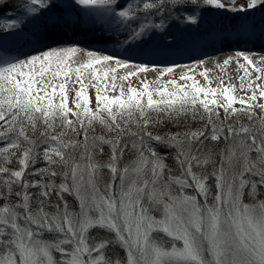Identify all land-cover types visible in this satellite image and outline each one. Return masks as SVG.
<instances>
[{"label": "snow or ice", "instance_id": "6c2138e0", "mask_svg": "<svg viewBox=\"0 0 264 264\" xmlns=\"http://www.w3.org/2000/svg\"><path fill=\"white\" fill-rule=\"evenodd\" d=\"M116 2L75 0L85 9L104 10ZM258 8L264 11V0H245L239 6L236 0H125L113 20L126 27L123 42L129 46L160 35L164 46L171 47L167 30L172 23L197 24L206 9L246 13ZM155 17L159 23L153 22ZM36 21L39 30L23 37L22 46L40 45L74 26L58 0H0V37L22 34ZM79 51L37 48L10 55L0 43V141L6 142L0 147V264H264V199H258L264 196V118L254 120L257 105L249 101L256 100L255 94L241 98L238 102L248 107L237 110L236 98L225 87L226 105L201 99V111L199 95L215 96L216 90L201 87L188 72L203 60L159 68L87 51L88 63L73 69L68 62ZM236 57L251 63L240 51ZM102 62L132 67L129 77L185 69L180 78L192 81L191 90L175 79L167 83L176 91L157 90L160 99H153L147 83L141 90L129 87L126 97L123 92L101 96L97 87L98 107L92 111L81 86L78 110L72 112L60 84L61 100L54 102L57 86L45 80L46 74L55 79ZM200 75L207 79V71ZM260 96L264 98V89ZM220 107L225 121L236 115L248 123L220 121ZM258 107L264 112V104ZM69 113L75 120L68 119ZM189 114L206 123L167 136L150 130L165 118L177 122ZM221 138L225 147L217 153L206 148L205 141ZM153 142L172 150L171 164ZM104 145L110 153L102 161L98 156ZM126 151L133 158L123 162ZM40 161L46 166L30 171ZM13 163L16 168L8 166ZM53 193L60 202L51 200ZM65 193L74 196L75 206L64 199ZM246 194L249 203L244 202ZM114 249L123 254L110 255Z\"/></svg>", "mask_w": 264, "mask_h": 264}, {"label": "bare ground", "instance_id": "6f19581e", "mask_svg": "<svg viewBox=\"0 0 264 264\" xmlns=\"http://www.w3.org/2000/svg\"><path fill=\"white\" fill-rule=\"evenodd\" d=\"M249 11L258 15L256 21L251 20L250 16H246ZM249 11L242 13L243 15L239 17L222 18L220 21L206 24L198 31H192L189 25L180 26L178 27L179 37L177 34L167 31L168 41L173 44L180 40V46L165 47L161 45L163 38L160 35H154L146 43L129 46L123 42L126 27L115 23L113 16L103 17L102 10L97 12L78 9L77 13L65 15L67 19L74 22L73 27L62 30L40 45H36L33 41L27 46H22L23 37L38 31L40 27V21L28 24L25 32L17 35L18 41L14 40L18 45L15 53L16 55L32 53L37 48L45 50L56 47H78L80 51L73 55L71 63L68 62L73 69L88 63L87 51H95L101 55H113L131 63L156 65L159 68L174 64L188 65L199 59L203 60L206 65L204 71H207V79L202 75L200 80L195 79V81L201 87L216 90L215 96H204L206 99L218 100L219 96L224 97L223 89L228 87L230 94L236 99L247 100V97L255 94L256 100L253 101V104L258 107V105L264 104V101L259 103L257 99L258 96L261 97V89H264V15H260L258 9ZM115 19L117 20V18ZM13 37L16 35L0 37V43L4 46L10 44ZM64 37L67 39H63ZM237 51L247 55L251 63L243 57H236ZM237 58L244 59L245 63L237 62ZM225 60H229V63L224 64ZM112 64L117 66L114 62L93 64L91 68L82 70L80 73L73 71L74 78L67 79V76L61 75L59 82L60 84H69L70 93L76 94L83 86L86 95L89 96L92 92L97 95L95 90L97 87H102V90L110 97L121 96L122 92L126 97L128 88L136 87L130 80L121 79V77H126L124 67L117 66L119 71L105 76L106 67L112 66ZM86 73H90L97 84H92L90 77L85 76ZM181 86L185 87V84ZM100 95L104 96L101 93ZM75 97L70 96L73 101H75Z\"/></svg>", "mask_w": 264, "mask_h": 264}, {"label": "rangeland", "instance_id": "374dc122", "mask_svg": "<svg viewBox=\"0 0 264 264\" xmlns=\"http://www.w3.org/2000/svg\"><path fill=\"white\" fill-rule=\"evenodd\" d=\"M16 2H19V0H17ZM58 2L61 4V7L62 6H66V7H68V6H71L72 7V5H74L75 4V0H58ZM139 2V0H128V3H138ZM236 2H237V6H239V5H241V4H245V0H236ZM125 4V1H123V0H118L117 2H116V4H114V5H112V7L110 8V9H107V10H105V11H107V12H109L112 16H113V13L115 12V11H119L120 10V8L123 6ZM76 5V4H75ZM77 6V8L78 9H84V7L83 6H79V5H76ZM89 10H91V11H97V12H99V11H103L104 9H89ZM208 11H211V12H213V13H208V14H219V13H233V12H230V11H226V10H215V9H213V10H207L206 9V12H208ZM9 12H10V14H12L11 13V10H9ZM238 13V12H237ZM237 13H235V14H237ZM206 16H207V14H206ZM201 17H204V16H199V18H201ZM117 18V20L119 19V17H116ZM142 17H141V21H142ZM156 21V23H159L160 22V18L159 17H155L154 18ZM133 26H135L136 27V25L134 24ZM175 30V32L177 33V31H178V26H177V24L176 23H172L171 24V26L169 27V30ZM74 55V54H73ZM73 55H72V57H73ZM72 57L69 59V63H71L72 62ZM197 61H199V59L197 60ZM197 61H192V62H190L188 65H190V66H194L195 65V63L194 62H197ZM241 61V62H240ZM243 61H245L244 59L242 60V59H240V58H237V62H240V63H245V62H243ZM175 65V64H174ZM170 66H172V65H170ZM205 64H203V65H201V66H198V67H193V70L192 71H189L188 72V74L189 75H191L193 78H194V80L195 79H199L200 80V77L202 76V75H200V73L201 72H204V69H205ZM106 69H107V71H105V72H107V74H112V73H114L115 71H119V68L117 67V66H113V64H112V66H108V67H106ZM112 69H115V71H113ZM124 69L126 70V77H127V80L129 81L130 80V82H132L134 85H135V87H136V89H138V90H141L142 89V86H143V84L144 83H147L148 84V86H149V90L150 91H152V93H153V99H160V97H159V95L157 94V90H162V89H164L165 87L167 88V90L168 91H176V88H174L173 87V85H171V84H169V83H167L169 80H171V79H175L176 81H177V84L178 85H182V84H185V88H186V90H191V84H192V81L191 80H188V81H185V80H183V79H181L180 78V76H181V72L182 71H187V70H185V69H179V68H177V69H174V74L173 75H169V74H165V75H163V76H159V74H158V72H156V71H149V72H147V73H143V72H140V73H137L136 75H134V76H128V73H130V72H134L135 71V69H133L132 67H127V68H125L124 67ZM74 76V72L72 71V72H69V74H68V76H67V79L68 78H74L73 77ZM86 77H90V82H92V84H97L96 83V81L94 80V79H92V76H91V74L90 73H86V75H85ZM238 76H239V74H238ZM45 80L46 81H48V80H51V84H54V85H56L57 86V89H56V95H55V97H54V102L55 103H59L60 102V100H61V97H60V94H59V85H60V80H61V77H57V78H55V79H52L51 77H50V75L49 74H46V76H45ZM65 80V79H64ZM65 85V94H66V104H67V107L69 108V109H71L72 110V112H75V111H77L78 109L76 108V97H77V95L75 94V93H70L69 91H70V86H69V84H67V83H65L64 84ZM96 86V85H95ZM100 88V93L101 94H103V95H107V96H109L110 97V95L109 94H106V92H104L103 90H102V87H99ZM49 91H51V86L49 87V89H48ZM95 92H96V90H95ZM41 94H43V93H41ZM75 95H76V97H75ZM70 96H72V98H74L75 97V101H73L71 98H70ZM89 97H90V104H89V108H90V110H92V111H96V109H97V107H98V105H97V100H96V94L94 93V92H92V93H90L89 94ZM248 98V97H247ZM145 99V101H146V97L144 98ZM201 99H206L205 97H204V94L203 93H201L200 95H199V97H198V102L197 103H199V100H201ZM257 99H258V102L259 103H262L263 101H264V98H261V97H257ZM209 101H211L212 100V98H210V99H208ZM240 99H236V103H234L233 104V108L234 109H237V110H240V109H242V108H245V107H248V105H241L238 101H239ZM217 101V103L218 104H220V105H226V100H225V98L224 97H222V96H219V99L218 100H216ZM249 104H253V101H249ZM198 106H202V105H199L198 104ZM209 107H213V105H211V104H209ZM201 109V108H200ZM204 109H203V106H202V110L201 111H203ZM218 110V112H219V117H220V121H224L225 123H234V124H236V123H244V124H247L248 123V120H247V118L246 117H244V116H240L239 117V120H238V118H237V116L236 115H233L232 117H231V119L230 120H228V121H225V113H224V109H223V107H220V108H218L217 109ZM79 111H81V112H83V108H81V109H79ZM231 111V110H230ZM253 111H254V113H255V116H254V120L255 121H259V119H261V118H264V112H262L261 111V109L260 108H258V107H255L254 109H253ZM188 118V117H187ZM68 119L69 120H75V116L74 115H72L71 113H69V116H68ZM82 119H85L84 117H82ZM184 119H186L185 117H181V119L179 120V121H177V122H173V121H169L168 119H164L163 120V122H161V123H159V124H156L154 127H151L150 128V130L152 131V132H158V131H162L163 130V132H164V134H170V133H173L174 131H180V132H183V131H186V130H188L191 126L192 127H194V125H196L197 123H200L199 124V126H198V128L199 127H203L204 125H202L201 124V121L200 120H196V121H193L191 118L190 119H188L186 122H184ZM220 121H218L217 123H219ZM182 122H184V123H182ZM196 128V127H195ZM195 128L193 129V130H195ZM197 129V128H196ZM97 131H99V132H97ZM101 131H102V129L100 128V126L97 124L96 125V134H100L101 133ZM156 134V133H155ZM89 135H92V133L90 132L89 133ZM222 140H223V138H221ZM4 146H6V142L3 144V145H1V147H4ZM169 151V155H167V156H170L171 155V151L172 150H168ZM202 199V198H201ZM244 202L245 203H249L250 202V198L247 196V194L244 196ZM258 199H260L259 197H258Z\"/></svg>", "mask_w": 264, "mask_h": 264}, {"label": "trees", "instance_id": "16d2710c", "mask_svg": "<svg viewBox=\"0 0 264 264\" xmlns=\"http://www.w3.org/2000/svg\"><path fill=\"white\" fill-rule=\"evenodd\" d=\"M17 1V0H16ZM208 12H211V11H208ZM199 104V103H198ZM198 107H200V106H198ZM201 108V110H202V106L200 107ZM204 111V110H203ZM191 118V114H189V116H188V118H186V119H184V122H186L188 119H190ZM186 120V121H185ZM184 122H182V123H184ZM203 123V124H202ZM206 123V120L205 121H201V124L202 125H204ZM199 124L200 123H197L196 125H194V127H190L188 130H193L195 127L196 128H198V126H199ZM195 128V129H196ZM199 128H201V127H199ZM97 132H99V131H97ZM176 132H180V131H174L173 133H176ZM153 133H156V134H160V135H162V136H167V134H164V132H163V130L162 131H158V132H153ZM5 142L4 141H0V147H1V145H3ZM205 145H206V148L207 149H209V150H211L213 153H217L221 148H223V147H225V143H224V140H220V141H218V142H216V141H211L210 139L209 140H207V141H205ZM153 146L155 147V148H157L158 149V151H160L161 153H163V154H165L166 156L167 155H169L168 153H169V151L168 150H170V149H167V148H164L162 145H160V144H157L156 142H153ZM103 148H104V154L103 155H100V156H98V159H100V160H102V161H104V160H107L108 159V154L110 153V147L108 146V145H104L103 146ZM254 155V154H253ZM168 157V159H167V163H169V164H171L172 163V160H171V155L170 156H167ZM133 157H132V154H131V152H128V151H126V153H125V156H124V161L123 162H127L128 160H130V159H132ZM217 159H218V157H216ZM9 167H12V168H16L17 166L15 165V163H13L12 165H8ZM46 166V163L45 162H43V161H40V162H38L36 165H34V166H32L31 168H30V171H35V169H37V168H42V167H45ZM209 170H211V167H209ZM33 179H39V177L37 176V177H32ZM109 177H108V170L107 169H105L104 170V177H103V179L104 180H107ZM60 182H61V179L59 178V177H57L56 178V180H55V183L57 184V185H59L60 184ZM103 182V181H102ZM211 183V182H210ZM39 191V189H30V192H38ZM212 192H213V194L215 193V189L213 188L212 189ZM64 195V199L69 203V205L70 206H75V204H76V201H75V199H74V196L72 195V194H69V193H65V194H63ZM260 199H264V196H260L259 197ZM51 200L53 201V202H60V201H58L57 200V196H56V194L55 193H53L52 194V196H51ZM50 211H51V209H49ZM123 253H122V250H120V249H114V251L112 252V253H110V255H122Z\"/></svg>", "mask_w": 264, "mask_h": 264}]
</instances>
